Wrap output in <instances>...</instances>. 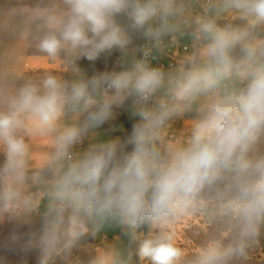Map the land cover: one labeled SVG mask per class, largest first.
<instances>
[{
    "label": "clouds",
    "instance_id": "1",
    "mask_svg": "<svg viewBox=\"0 0 264 264\" xmlns=\"http://www.w3.org/2000/svg\"><path fill=\"white\" fill-rule=\"evenodd\" d=\"M185 31L193 45L173 70L136 58L134 34L163 48ZM114 49L127 67L84 74L81 59ZM37 60L60 70L30 74ZM127 101L131 134L97 139ZM178 121L186 140L168 136ZM0 154V218L26 221L47 201L39 229L11 238L39 264L110 222L127 243L87 264H249L264 239V0L0 5ZM192 221L207 230L189 248L176 236Z\"/></svg>",
    "mask_w": 264,
    "mask_h": 264
},
{
    "label": "rangeland",
    "instance_id": "2",
    "mask_svg": "<svg viewBox=\"0 0 264 264\" xmlns=\"http://www.w3.org/2000/svg\"><path fill=\"white\" fill-rule=\"evenodd\" d=\"M6 3H9V0L1 1L0 5ZM45 61L37 60L32 62L29 67L30 74L42 75L45 71H51L46 67H41L43 65L42 62ZM189 136L190 133L186 131L185 133H181L179 139L183 138L186 140ZM2 161L3 155L0 154V162ZM46 206L47 201H42L39 208L32 212L26 218V221L7 214L0 218V264H39L38 251L25 252L18 245L13 244L11 238L14 234H30L37 231L41 225L42 215L46 210ZM110 224L111 227L114 225L113 222H110ZM206 230L207 226L204 222L197 223L192 221L189 222V226L186 229L178 230L176 239L179 244L192 248L200 243ZM142 231L146 232L147 227L142 228ZM106 235L111 236L107 230L102 228L94 238L91 236L92 238L89 239L85 236L80 242V247L73 251L72 256L68 260H65L62 256H57L50 261V264H87V261L97 247H103L108 244L106 241L108 237ZM134 258L137 264H144V262L139 261L138 257Z\"/></svg>",
    "mask_w": 264,
    "mask_h": 264
},
{
    "label": "crops",
    "instance_id": "3",
    "mask_svg": "<svg viewBox=\"0 0 264 264\" xmlns=\"http://www.w3.org/2000/svg\"><path fill=\"white\" fill-rule=\"evenodd\" d=\"M1 1L4 0H0ZM14 1V2H12ZM11 3H17L16 5L28 4L31 3L32 0H9ZM14 5V4H13ZM133 47L139 50V44H136L133 41ZM29 54H31L29 52ZM107 53H103L102 55H106ZM137 54V53H136ZM108 55V54H107ZM117 55V50L114 49L109 56H105L102 61L97 64L95 69H85L82 68V71L87 77H91L94 74L102 73V72H111V71H120L123 70L124 65H121L120 62L115 61V57ZM38 63V62H37ZM41 67H46L51 71H59V65L55 63H49L47 61L42 62ZM37 65V64H35ZM41 65V64H40ZM40 67V66H38ZM136 115L134 114L133 107L127 102H125L121 106H114L112 109V114L106 120V122L96 129L97 139L100 140H108V139H116L120 138L121 141L125 140L132 132L133 126L138 122ZM178 133H185V125L183 121H178L172 125ZM91 141V137H89V142ZM127 150H131V146H128ZM113 226L111 227L110 223L106 224L103 229L107 230L110 233V237L106 235L107 245H124L127 243V238L123 235V228L116 222H113ZM135 264H137L136 259Z\"/></svg>",
    "mask_w": 264,
    "mask_h": 264
},
{
    "label": "built area",
    "instance_id": "4",
    "mask_svg": "<svg viewBox=\"0 0 264 264\" xmlns=\"http://www.w3.org/2000/svg\"><path fill=\"white\" fill-rule=\"evenodd\" d=\"M194 11H199V5H193ZM141 34V33H140ZM193 45V37L190 31H185L182 34L176 36L175 41H166V46L163 48H157L151 45V43L141 34V43L139 44V50L136 54L137 59H145L151 67L160 68L165 72L171 71L176 68L179 61L191 50ZM122 54L117 50L115 61L121 63ZM84 59L79 61V65L82 69V62ZM128 65L125 64L124 67ZM60 70V67H59ZM128 103L132 106L131 101ZM139 120V117L136 116ZM169 138L175 137L179 139L180 134L172 126L168 132ZM89 137L85 138L82 144L78 145L76 150L83 151L89 144Z\"/></svg>",
    "mask_w": 264,
    "mask_h": 264
},
{
    "label": "trees",
    "instance_id": "5",
    "mask_svg": "<svg viewBox=\"0 0 264 264\" xmlns=\"http://www.w3.org/2000/svg\"><path fill=\"white\" fill-rule=\"evenodd\" d=\"M32 3V2H31ZM17 3H15L14 5H16ZM133 41L136 44H140L141 43V34L140 33H136L133 36ZM31 53V50H30ZM108 54V55H107ZM106 55H102L95 61H88L87 59H84L82 62V68L85 69H95L97 67V64L102 61L105 56H109L110 53H107ZM87 238L91 239V235L86 236ZM91 241V240H90ZM261 252H264V239L261 240V249L253 254V259L249 262V264H264V259L261 258Z\"/></svg>",
    "mask_w": 264,
    "mask_h": 264
}]
</instances>
